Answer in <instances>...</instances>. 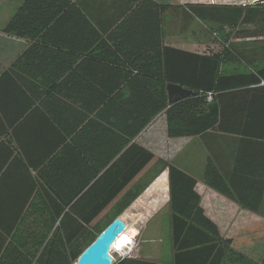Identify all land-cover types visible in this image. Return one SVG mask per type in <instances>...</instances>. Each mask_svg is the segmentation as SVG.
Returning <instances> with one entry per match:
<instances>
[{
    "label": "trees",
    "instance_id": "1",
    "mask_svg": "<svg viewBox=\"0 0 264 264\" xmlns=\"http://www.w3.org/2000/svg\"><path fill=\"white\" fill-rule=\"evenodd\" d=\"M185 1H188L184 6L189 16L205 27L210 24L219 30L231 29L233 40L264 41V2L248 7ZM163 9L153 0H136L116 29L103 33L72 0H23L6 22L5 33L27 38L30 43L2 72L0 82L11 81L17 88L13 90L15 96L25 99L23 113L46 123L48 162L40 175L51 190L43 186L41 191L19 190L14 205L0 207V264H75L81 252L111 222L97 228L96 219L152 161L160 164L157 174L168 170L171 264H223L232 262L234 255L242 261L247 251L259 260L257 264H264L263 222L247 227L253 234L251 239L246 235L221 238L201 206L195 179L157 159L134 141L159 113L165 114L166 133L171 138L204 135L215 128L226 130L224 120L233 111L248 120L251 111L246 107L231 109L230 100L241 94L237 90H254L251 98L264 92V86H259L264 81V66H261L263 62L257 63L264 60V53L259 56L260 60L239 56L251 71H224L223 66L231 58L230 51L214 55L163 44ZM147 26H153L151 34L146 31ZM132 27H142L144 31L137 29L141 34L136 36L129 31ZM75 39L82 43L76 53L93 54L90 49L96 41L103 59L126 66L123 77L110 80L111 90L103 87L104 80L88 77L79 78V90H68L70 76L64 79L54 73L58 57L70 59L76 55L70 52ZM62 65L69 63L63 61ZM167 83L178 84L193 94L168 103ZM208 94L210 101L206 98ZM236 129L240 134L251 135L243 128ZM104 140H112L116 147L111 158L96 162L94 180L86 182L82 190L65 191L55 185L59 179L56 176L59 145L81 142L85 151L97 148L102 154ZM204 177L211 188L235 199L210 162ZM145 185L134 191L128 189L119 197L118 214ZM259 199L246 202L239 198V203L245 209L256 211ZM233 247L240 251H234ZM113 264L160 263L123 257Z\"/></svg>",
    "mask_w": 264,
    "mask_h": 264
},
{
    "label": "crops",
    "instance_id": "2",
    "mask_svg": "<svg viewBox=\"0 0 264 264\" xmlns=\"http://www.w3.org/2000/svg\"><path fill=\"white\" fill-rule=\"evenodd\" d=\"M19 1L20 4L23 0ZM72 1L103 33L116 29V25L127 13L128 8L136 3V0H101L99 4L87 1L86 4H82L83 0ZM153 1L161 4L158 0ZM167 9L169 8L164 7L163 9V44L175 47L173 44L176 42L168 40L171 34L165 32L164 19ZM9 18L0 23V75L30 43L27 38L16 37L4 32V26ZM188 18L193 19L191 16ZM141 28L132 27L135 31L132 29L129 31L137 36L141 34L138 33L137 29L144 31ZM201 30L204 31V29ZM146 31L151 34L153 26H147ZM205 42L200 38V41L195 43L199 47H205L206 45L213 47L215 45ZM234 42H237L234 45H237L239 49L245 45L249 46L247 50L248 58L254 57L260 60L259 56L261 55L259 52L261 49L259 47L264 46V41L234 39ZM81 44V40L77 39L71 42L72 50L70 52L76 55L70 56V59L58 57L60 59L56 60L57 69L54 73L59 78L64 79L68 75L70 76V86H66L68 90H79L78 80L81 77L104 80L102 81L103 87L106 90H111L112 82L110 80L123 77L126 66H120L117 63L103 59L99 54L100 49L96 48V41H93L90 49L93 54H78L75 50H78ZM183 46L187 47L176 48L202 53L200 50L194 49V44ZM207 53H214V51L205 52V54ZM237 58L238 61L234 60L235 62H243L239 56ZM63 61H66L69 65H62ZM258 62H263L261 66H264V60ZM111 65L120 68V70L114 69ZM247 70L251 71L250 68ZM259 86H264V81H261ZM13 90H17V88L11 81L0 82V207L14 205L16 192L19 190L41 191L42 186L47 190H51L40 175L41 168L48 162V128L41 118L23 113L25 99L21 100L16 97ZM237 91H241V94L230 100L231 109L246 107V110L251 111V117L248 120L241 118L245 115L238 116V112L233 111L232 115L224 120L226 130L220 131L215 128L207 131L204 135L171 138L166 133L165 114L159 113L134 139L136 143L152 152L157 159H163L195 179V189L200 196L201 206L207 217L216 225L219 236L223 239L235 238L237 235H246L251 239L253 234L247 231V227L256 222L264 223V92L251 98L250 95L252 96L255 93L254 90L252 92ZM254 97H257V99ZM226 103H229V100ZM236 128H243L246 134L250 133L251 135L240 134ZM62 144L59 145L57 150L59 157L56 160L58 166L56 176L59 179L55 181V185L65 191H73L76 188L82 190L86 182L94 180L96 173L93 172H96V162L111 158V152L116 147V144L113 146L112 140L109 142L104 140L105 147H103L101 154L97 152V148L85 151L82 149L81 142L72 143L70 141L69 144ZM162 145L167 146L166 154L161 150ZM208 162L216 167L217 173L231 190L235 199L226 197L207 185L204 173ZM153 163L154 161L149 163L135 177L133 182L125 187L123 193L133 186H137V181L141 180L145 173H148L149 165ZM158 176L159 174L152 178L149 185L135 200L143 198L146 190L154 184L156 178H159ZM44 177L46 178V171ZM34 184L37 186H34ZM123 193L105 211L116 208V201ZM258 197L260 199L256 211L245 209L239 203V198H244L246 202H252ZM143 199H146V206L151 207L149 221L157 217L165 208L167 209L165 213H167L170 222L168 194L164 202H161L162 199L156 192L152 196ZM128 212V207L122 211L126 215L125 217H127ZM233 248L234 251H240V248ZM244 251L243 253H245ZM249 254L250 252L247 251L245 254L247 257H243L242 261L236 260L239 256L234 255L232 262L225 261L223 264H257L259 260L249 256Z\"/></svg>",
    "mask_w": 264,
    "mask_h": 264
},
{
    "label": "rangeland",
    "instance_id": "3",
    "mask_svg": "<svg viewBox=\"0 0 264 264\" xmlns=\"http://www.w3.org/2000/svg\"><path fill=\"white\" fill-rule=\"evenodd\" d=\"M87 2H93L96 4L101 0H83L81 3L86 4ZM161 2L162 7H168L166 17L164 19L165 32L171 34L168 40H173V45L175 47H187L183 45H193L194 49L200 50L202 53L214 51V55L222 54L226 51H230V59L226 61V64L223 66L224 71H239L246 70L248 67L244 65L243 62H235L238 61L237 56H248V47L247 45L242 48H238L231 37V29L225 28L219 30V28L215 26H210V24H206V28L202 27L203 24L200 23L197 19H189V13L186 11V7L184 6L186 2L185 0H158ZM19 0H0V23L4 22L8 17L12 15L15 11L17 5L19 4ZM201 3L214 4L215 6H220L222 4H233L223 0H205L200 1ZM254 3L247 4L248 7L253 5ZM238 5V4H237ZM84 6V5H83ZM248 25V24H247ZM201 29H204L201 30ZM202 31V32H201ZM203 32H205L203 34ZM200 38L202 41H207L208 43L215 44L213 47L206 45L205 47H199L197 43ZM206 43V42H205ZM203 43V44H205ZM198 47V48H195ZM241 47V46H240ZM261 51L260 55L264 53L262 47H259ZM264 48V47H263ZM244 50V51H242ZM234 58V59H233ZM161 150L164 154L167 153V146L162 145ZM160 164L154 163L149 165L148 173L143 175V178L137 181L138 185L133 186L130 191L136 190L144 187L147 183L149 185L152 178L159 172ZM160 174V173H159ZM163 173L153 185H156L159 182L160 178L164 175ZM158 175V174H157ZM166 176V174H165ZM147 185H145L147 187ZM152 185V186H153ZM145 187V188H146ZM144 188V189H145ZM143 189V190H144ZM148 190V189H147ZM160 196L161 202L167 199L166 192L161 193L156 191ZM141 193L135 198L137 199ZM165 195V196H164ZM149 195L147 197H150ZM144 198V196H143ZM140 198L138 200H133L128 208L129 212L127 215V227L124 230L129 236L133 237L134 242L132 241V251L130 252L129 257L138 258V259H152L156 260L160 264H171V259L173 255V248L171 242V228L169 218L167 217V209H163L157 217L149 221L150 219V208L146 206V199ZM152 199V198H149ZM139 201V202H138ZM167 208V207H166ZM149 209V210H148ZM116 208H111L110 210L104 211L99 217L96 219L95 224L97 228L104 227L108 222L112 221L119 215H124L122 212L118 214ZM118 214V215H117ZM126 216V215H124ZM123 252H115L112 251L111 255L114 260L117 261L122 258Z\"/></svg>",
    "mask_w": 264,
    "mask_h": 264
},
{
    "label": "water",
    "instance_id": "4",
    "mask_svg": "<svg viewBox=\"0 0 264 264\" xmlns=\"http://www.w3.org/2000/svg\"><path fill=\"white\" fill-rule=\"evenodd\" d=\"M264 2V0H254L253 3ZM166 93L168 103L176 102L182 98L190 96L193 91L188 90L178 84L167 83ZM166 173V193L168 194V170L164 169L158 177ZM158 178H156L157 180ZM128 221L124 215L114 218L107 227L100 232L77 257L75 264H113L115 262L110 249L117 236L127 227Z\"/></svg>",
    "mask_w": 264,
    "mask_h": 264
},
{
    "label": "bare ground",
    "instance_id": "5",
    "mask_svg": "<svg viewBox=\"0 0 264 264\" xmlns=\"http://www.w3.org/2000/svg\"><path fill=\"white\" fill-rule=\"evenodd\" d=\"M165 174L160 178L159 182H157L156 185H153L148 190H146V192L144 194V198H146L149 195H153L156 191H158L160 193H165L166 192V176H165ZM128 236L129 235L125 231H122V233H120L117 236V238H116V240L114 242V245L112 246L111 251H113V248L115 247V245L121 246L124 243H127L126 245L130 246L132 244V241H129L130 240L129 237H131V236H129V237ZM125 240L129 241V242H125Z\"/></svg>",
    "mask_w": 264,
    "mask_h": 264
},
{
    "label": "built area",
    "instance_id": "6",
    "mask_svg": "<svg viewBox=\"0 0 264 264\" xmlns=\"http://www.w3.org/2000/svg\"><path fill=\"white\" fill-rule=\"evenodd\" d=\"M201 1H205V0H201ZM213 1H217V0H213ZM223 1H227V2H230V3H234V4H238V5H242V6L254 2V0H240V1H234V0H233V1L223 0ZM207 54H208V53H207ZM206 98H207L208 101H210V100H211V95L208 94ZM125 230H126V229H125ZM128 237H129V236H128ZM129 239H130L129 241H133V242H134L133 237H129ZM129 241H126V240H125V242H129ZM114 242H115V241H114ZM126 244H127V243H124V244L121 245V246L115 245V247L113 248V251H115V252H123V253H122V258H123V257H129V256H131V255H130V252L132 251V246L134 245V243L131 244L130 246H127ZM113 245H114V243L112 244V246H113ZM112 246H111V249H112ZM111 249H110V252H112Z\"/></svg>",
    "mask_w": 264,
    "mask_h": 264
}]
</instances>
